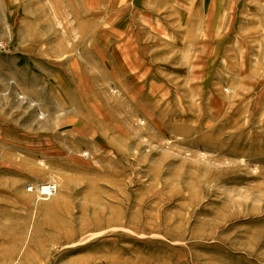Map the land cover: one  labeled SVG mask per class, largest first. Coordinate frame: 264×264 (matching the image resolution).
I'll use <instances>...</instances> for the list:
<instances>
[{
  "label": "rangeland",
  "instance_id": "obj_1",
  "mask_svg": "<svg viewBox=\"0 0 264 264\" xmlns=\"http://www.w3.org/2000/svg\"><path fill=\"white\" fill-rule=\"evenodd\" d=\"M0 264H264V0H0Z\"/></svg>",
  "mask_w": 264,
  "mask_h": 264
},
{
  "label": "bare ground",
  "instance_id": "obj_2",
  "mask_svg": "<svg viewBox=\"0 0 264 264\" xmlns=\"http://www.w3.org/2000/svg\"><path fill=\"white\" fill-rule=\"evenodd\" d=\"M53 186L54 185H50V186H45L42 188L40 193H41V195L46 196L45 199H49L50 197L53 196V194L55 195V193H53V192H55V190H52V188H56V187H53ZM48 188H50L51 190Z\"/></svg>",
  "mask_w": 264,
  "mask_h": 264
},
{
  "label": "built area",
  "instance_id": "obj_3",
  "mask_svg": "<svg viewBox=\"0 0 264 264\" xmlns=\"http://www.w3.org/2000/svg\"><path fill=\"white\" fill-rule=\"evenodd\" d=\"M53 187H55V186H53ZM48 189H50V188H48ZM50 190H51V189H50ZM50 190H49V191H50ZM52 190H55V192H56V188H52ZM55 192H53V193H55Z\"/></svg>",
  "mask_w": 264,
  "mask_h": 264
}]
</instances>
